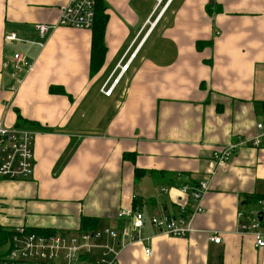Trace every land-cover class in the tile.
I'll use <instances>...</instances> for the list:
<instances>
[{
  "label": "crops",
  "instance_id": "crops-1",
  "mask_svg": "<svg viewBox=\"0 0 264 264\" xmlns=\"http://www.w3.org/2000/svg\"><path fill=\"white\" fill-rule=\"evenodd\" d=\"M148 1L104 0L105 52L92 73V29L57 25L42 39L37 28L57 24L67 0H0V122L35 133L30 177L0 179V213L14 219L0 224L74 234L88 230L83 216L119 229L130 224L122 210H141V240L119 264H264V247L237 231L239 210H264V138L251 145L264 117V0H172L162 14ZM15 52L28 68L15 69ZM244 140L217 166L214 150ZM136 168L147 173L136 179ZM204 180L195 231L150 224L177 216L191 195L183 187Z\"/></svg>",
  "mask_w": 264,
  "mask_h": 264
},
{
  "label": "built area",
  "instance_id": "built-area-1",
  "mask_svg": "<svg viewBox=\"0 0 264 264\" xmlns=\"http://www.w3.org/2000/svg\"><path fill=\"white\" fill-rule=\"evenodd\" d=\"M171 1L155 0L156 8L163 4L159 14H162ZM95 6L96 0H67L57 24L37 25L40 36L42 39L46 38L50 29L57 25L91 29L95 20ZM6 39L19 40L15 33L6 35ZM13 59L16 70L30 66L20 52H15ZM128 66V63L122 65L121 71L126 70ZM105 86L102 91L107 95L111 94L114 85L109 89H105ZM257 129L258 135L252 140V144L258 147L261 136L264 135V123H258ZM34 139L35 133L30 128H9L0 122V177L18 180L30 177L34 166ZM246 143L245 140L230 143L214 150L212 157L217 166L225 164L236 147ZM188 189L191 195L180 207L177 216L162 214L149 218L150 224L161 234L186 237L195 231L194 220L204 211L203 199L209 190V181H201L192 188L187 184L183 187V192ZM120 217L129 218L130 224L119 229L105 227L84 230L69 236L58 232H37L26 225H17L12 229L3 227L5 232L0 230V264H119L122 249L131 242L141 240L140 233L147 221L145 213L141 210H122ZM238 219V233L253 235L256 247H264V211L239 210ZM221 239L222 236L216 232L210 236V240L215 243H220ZM4 245L7 247L2 250ZM145 252L150 254V248H146Z\"/></svg>",
  "mask_w": 264,
  "mask_h": 264
},
{
  "label": "trees",
  "instance_id": "trees-1",
  "mask_svg": "<svg viewBox=\"0 0 264 264\" xmlns=\"http://www.w3.org/2000/svg\"><path fill=\"white\" fill-rule=\"evenodd\" d=\"M108 22V14L106 13V4L104 0H96V6H95V20L94 24L92 26L93 30V42H92V61H91V72L94 73L97 71L102 63L104 58V52H105V44H104V35L105 30ZM60 90L57 86L51 87V92L56 93V91ZM19 122L23 123V119L19 115ZM129 154H127L128 156ZM130 156V155H129ZM147 172L146 170H142L140 168L135 169V177L136 179H140L143 175H145ZM5 177H0V179H3ZM247 197H254L253 195H248ZM256 197H260L259 195H256ZM99 225V219L95 217H89V216H83L81 218V227L92 230L97 229ZM31 230L42 232V233H55V231L50 229H42V230H36L31 227H29ZM0 230L5 232L3 229V226L0 225ZM8 231V230H6Z\"/></svg>",
  "mask_w": 264,
  "mask_h": 264
},
{
  "label": "rangeland",
  "instance_id": "rangeland-1",
  "mask_svg": "<svg viewBox=\"0 0 264 264\" xmlns=\"http://www.w3.org/2000/svg\"><path fill=\"white\" fill-rule=\"evenodd\" d=\"M149 2V4L152 6L153 4H154V0H150V1H148ZM163 5V4H162ZM162 5L160 6V8H162ZM160 11V10H159ZM264 69V68H263ZM258 120L259 121H261L262 123H264V117H263V115L262 114H260L259 113V116H258ZM262 138H264V135L262 136ZM233 143H236V142H233ZM249 143H251V142H248L247 141V143H246V145H248ZM251 145H252V143H251ZM245 146V145H244ZM252 146H254V145H252ZM4 179H6V180H9V181H12V180H18V179H8V178H3L1 181H4ZM28 179V178H27ZM242 207V206H241ZM260 207H264V205L263 204H261L260 206H259V208ZM2 210H3V212L2 213H0V218H9V219H11L12 221H14V219H12V218H10V217H8V215H10L9 214V212H7V208H5V205L2 207ZM264 211V210H263ZM2 222H4L3 220H1L0 219V223L1 224H4V223H2ZM0 224V225H1ZM15 224H17V223H15V222H9V223H7L6 225H15ZM20 225H23V224H20ZM34 229H36V230H38L39 228H34ZM39 230H42V229H39ZM92 230H96V229H92ZM70 231H73V230H70ZM70 231H62L66 236H69V235H71L73 232H70ZM38 232V231H37ZM71 237H68V239H70ZM6 245H4L1 249L3 250V249H6Z\"/></svg>",
  "mask_w": 264,
  "mask_h": 264
}]
</instances>
